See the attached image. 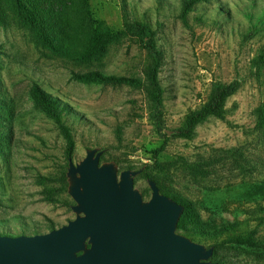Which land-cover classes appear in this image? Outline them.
Returning a JSON list of instances; mask_svg holds the SVG:
<instances>
[{"label":"rangeland","instance_id":"1","mask_svg":"<svg viewBox=\"0 0 264 264\" xmlns=\"http://www.w3.org/2000/svg\"><path fill=\"white\" fill-rule=\"evenodd\" d=\"M231 82L221 117L175 134ZM95 147L118 172L141 169L143 199L151 178L180 203L176 232L217 262L264 264L235 241L264 244V0H0V234L73 219L68 159Z\"/></svg>","mask_w":264,"mask_h":264},{"label":"water","instance_id":"2","mask_svg":"<svg viewBox=\"0 0 264 264\" xmlns=\"http://www.w3.org/2000/svg\"><path fill=\"white\" fill-rule=\"evenodd\" d=\"M103 150L88 148L68 159L67 192L75 216L65 225L34 235H0V264H222L206 247L176 232L183 206L151 190L145 200L134 187L141 169L118 172L100 162Z\"/></svg>","mask_w":264,"mask_h":264},{"label":"trees","instance_id":"3","mask_svg":"<svg viewBox=\"0 0 264 264\" xmlns=\"http://www.w3.org/2000/svg\"><path fill=\"white\" fill-rule=\"evenodd\" d=\"M81 77L88 78V79H94V78H100L101 74L98 71H88V72L84 73ZM235 90H236V84L232 83V82L231 83L213 84V86L211 88L210 97L207 100V102L204 103V105L200 109H197V110L190 112L186 116L183 124L175 130V134L177 136L189 138V137H191L195 126L199 122L205 120L210 115H217V116L221 117L223 115L222 112H223V108L225 106V102H226L227 98L231 94H233ZM57 100L58 99H53L49 94H47L46 92H44L40 89H37V91L35 92V102L39 105L44 106L49 114L56 116V117H58L60 115V113L63 109V107H60L57 104ZM157 103H160V100H157ZM71 149H72V142H70L68 147H67V154H70ZM148 179H151V178H148ZM184 214H185V209L182 212V214L178 220L177 227L180 226V223H181V220H182V217L184 216ZM21 235H23V234H21ZM235 241L237 244L249 246V247H252L254 249L264 250V244L263 243L257 244V242L255 240H253L252 238H250V236H246L243 238H237ZM215 255L216 254L213 253L212 256L210 257V259H211V261L217 262V260L214 259Z\"/></svg>","mask_w":264,"mask_h":264}]
</instances>
